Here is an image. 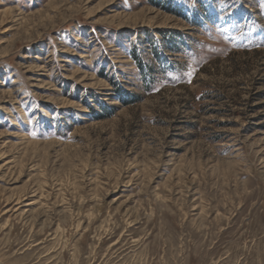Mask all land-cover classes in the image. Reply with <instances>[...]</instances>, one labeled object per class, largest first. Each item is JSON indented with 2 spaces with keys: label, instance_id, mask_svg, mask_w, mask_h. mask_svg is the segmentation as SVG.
Instances as JSON below:
<instances>
[{
  "label": "rangeland",
  "instance_id": "374dc122",
  "mask_svg": "<svg viewBox=\"0 0 264 264\" xmlns=\"http://www.w3.org/2000/svg\"><path fill=\"white\" fill-rule=\"evenodd\" d=\"M0 264H264V0H0Z\"/></svg>",
  "mask_w": 264,
  "mask_h": 264
},
{
  "label": "trees",
  "instance_id": "16d2710c",
  "mask_svg": "<svg viewBox=\"0 0 264 264\" xmlns=\"http://www.w3.org/2000/svg\"><path fill=\"white\" fill-rule=\"evenodd\" d=\"M135 54L136 53H132L131 57L135 59V65L137 67V70L139 71L140 88L144 91L155 89V85H153L155 81L153 75H157V77L161 78V76L163 77L165 71L158 72L155 68L153 69V66L146 65L143 59H140ZM153 71H155V73ZM118 93L121 94L120 90H118ZM120 99L122 100V102H124V99Z\"/></svg>",
  "mask_w": 264,
  "mask_h": 264
},
{
  "label": "bare ground",
  "instance_id": "6f19581e",
  "mask_svg": "<svg viewBox=\"0 0 264 264\" xmlns=\"http://www.w3.org/2000/svg\"><path fill=\"white\" fill-rule=\"evenodd\" d=\"M3 14H4V15H7L8 13L4 12Z\"/></svg>",
  "mask_w": 264,
  "mask_h": 264
}]
</instances>
